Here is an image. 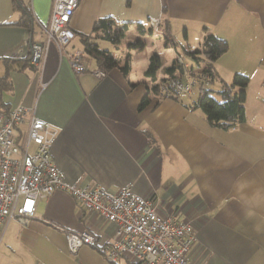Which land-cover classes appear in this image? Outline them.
Returning a JSON list of instances; mask_svg holds the SVG:
<instances>
[{"label":"crops","instance_id":"crops-1","mask_svg":"<svg viewBox=\"0 0 264 264\" xmlns=\"http://www.w3.org/2000/svg\"><path fill=\"white\" fill-rule=\"evenodd\" d=\"M29 3L33 30L16 24L21 12L15 0H0V79L8 78L0 87V111L36 104L38 115L59 129L51 153L66 183L113 193L130 187L153 198L159 214L192 220L194 264H264V0H80L69 50H83L81 35L92 33L99 18L128 26L120 57L112 52L121 65L128 62V72L116 67L102 79L75 74L55 44L41 72L30 63L33 45L43 39L38 20H49L53 0ZM153 18L161 24L149 32ZM208 33L228 43L206 86L213 96L220 99L215 92L235 74L249 78L246 120L229 129L210 123L196 107L199 85L178 97H153L150 91L171 77L169 67L175 64L180 73L177 54L195 65L185 50ZM152 60L154 75L147 72ZM145 96L152 101L140 110ZM83 229L98 242L72 254L67 233ZM116 229L56 191L37 201L26 225L8 224L0 264H135L106 258Z\"/></svg>","mask_w":264,"mask_h":264},{"label":"built area","instance_id":"built-area-1","mask_svg":"<svg viewBox=\"0 0 264 264\" xmlns=\"http://www.w3.org/2000/svg\"><path fill=\"white\" fill-rule=\"evenodd\" d=\"M79 5L80 0H53L49 20H38L43 39L33 45L29 61L40 72L50 46L55 44L75 74L89 72L98 79L107 76L102 68L86 64L83 50L67 48L76 36L70 23ZM160 24L161 18L149 21L153 31H158ZM176 64L180 73L159 81L162 97L190 95L196 86L206 87L212 79L181 54H177ZM59 133L55 125L38 115L36 104L0 111V243L11 221L26 225L34 216L39 199L64 191L88 211L117 225L114 239L105 248L109 261L127 258L135 264H194L191 251L198 238L192 220L180 221L175 216L159 214L153 198L130 187L113 193L91 183H66L51 153ZM97 242V236L88 229L67 233L72 254Z\"/></svg>","mask_w":264,"mask_h":264},{"label":"trees","instance_id":"trees-1","mask_svg":"<svg viewBox=\"0 0 264 264\" xmlns=\"http://www.w3.org/2000/svg\"><path fill=\"white\" fill-rule=\"evenodd\" d=\"M15 5L21 12V17L16 24L33 30L34 18L29 0H15ZM127 29V25L121 26L111 17L99 18L95 22L92 33L81 35L85 57L88 61H94L97 67L102 68L106 72L120 67L127 74L129 68L128 62L121 65L120 60L112 51L101 47V41H107L115 45L120 44ZM149 32H153L150 26ZM227 49L228 43L225 40L213 33H208L199 46L191 50H185V53L193 60L195 65L201 67L203 72L209 73L212 79H214L216 75L214 63ZM155 71L156 62L152 60L147 72L150 75H154ZM167 71L171 77H175L177 66L174 64ZM6 83H8V78L7 75H4L0 79V87L4 89ZM248 84V76L241 73L235 74L230 83L223 82L221 88L215 92L219 95L220 99L213 96L212 92L214 91L212 89L199 85L200 93L196 107L202 109L210 123L225 129L234 127L246 120L245 103ZM150 91L153 97H162L159 82L154 83ZM173 97L178 96L175 95ZM151 101L152 99L149 96H145L139 105V109L143 110Z\"/></svg>","mask_w":264,"mask_h":264},{"label":"rangeland","instance_id":"rangeland-1","mask_svg":"<svg viewBox=\"0 0 264 264\" xmlns=\"http://www.w3.org/2000/svg\"><path fill=\"white\" fill-rule=\"evenodd\" d=\"M127 34H130V33L127 32ZM122 42L123 43L125 42V36L122 38ZM119 45H121V44H119ZM119 45L111 44V43L106 42V41L101 43V47L110 49L113 53L118 54V57H120V55L122 53L121 50L118 49Z\"/></svg>","mask_w":264,"mask_h":264}]
</instances>
